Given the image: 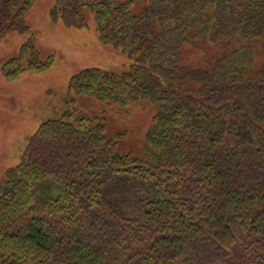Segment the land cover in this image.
Returning <instances> with one entry per match:
<instances>
[{"label":"trees","instance_id":"1","mask_svg":"<svg viewBox=\"0 0 264 264\" xmlns=\"http://www.w3.org/2000/svg\"><path fill=\"white\" fill-rule=\"evenodd\" d=\"M85 8L131 62L84 68L68 89L156 103L144 157L76 108L40 123L0 182V264H264V0H149L139 14L133 0H54L51 15L82 26ZM236 37L208 68L178 63L185 41ZM37 54L24 42L7 78L51 64Z\"/></svg>","mask_w":264,"mask_h":264},{"label":"rangeland","instance_id":"2","mask_svg":"<svg viewBox=\"0 0 264 264\" xmlns=\"http://www.w3.org/2000/svg\"><path fill=\"white\" fill-rule=\"evenodd\" d=\"M126 0H114L120 3ZM149 0H133L132 11L139 14ZM54 0H0V182L8 167L16 165L31 135L40 123L60 117L63 111L76 108L88 117L99 118L104 134L117 140L120 152L144 157L146 132L158 105L141 98L126 104L100 100L95 94H75L68 89L70 77L88 67L109 71L129 68L131 59L120 49L99 38L94 13L85 8L82 26L66 25L51 15ZM20 18L25 29L13 28ZM247 39L236 37L219 44L208 39L185 41L179 49L178 63L190 68H208L220 56ZM29 41L38 58H52L41 70L25 68L17 77L5 75L4 64L19 54ZM255 47V66L260 65L261 42L250 40ZM29 56H32L28 54ZM26 66V61L21 67ZM194 86V82L188 83Z\"/></svg>","mask_w":264,"mask_h":264}]
</instances>
